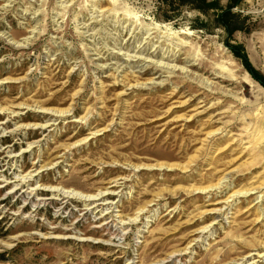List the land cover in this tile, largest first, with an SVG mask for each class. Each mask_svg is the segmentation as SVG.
Here are the masks:
<instances>
[{
  "label": "rangeland",
  "instance_id": "obj_1",
  "mask_svg": "<svg viewBox=\"0 0 264 264\" xmlns=\"http://www.w3.org/2000/svg\"><path fill=\"white\" fill-rule=\"evenodd\" d=\"M196 2L0 0V264H264V0Z\"/></svg>",
  "mask_w": 264,
  "mask_h": 264
},
{
  "label": "trees",
  "instance_id": "obj_2",
  "mask_svg": "<svg viewBox=\"0 0 264 264\" xmlns=\"http://www.w3.org/2000/svg\"><path fill=\"white\" fill-rule=\"evenodd\" d=\"M182 3H197L196 1L202 2V5H206L211 8L219 9V12L216 13V20L223 26L226 31V36L229 38L235 29L240 28L242 25L239 22L237 13L234 11V7H238L243 4V0H230L225 6H220L218 0H181ZM198 7H200L198 5ZM203 9V8H201ZM226 45L230 48L235 56H237L245 69L249 74L255 79L263 88H264V74L256 69L250 62L247 53L244 51V48L240 44H232L226 42Z\"/></svg>",
  "mask_w": 264,
  "mask_h": 264
},
{
  "label": "bare ground",
  "instance_id": "obj_3",
  "mask_svg": "<svg viewBox=\"0 0 264 264\" xmlns=\"http://www.w3.org/2000/svg\"><path fill=\"white\" fill-rule=\"evenodd\" d=\"M59 111V110H58ZM58 111H57V113H58ZM60 112V111H59ZM61 112H63V111H61ZM60 112V113H61ZM62 114L63 113H61V114H59L58 113V115L60 116H62ZM27 178V177H26ZM21 180V179H20ZM28 180H30V179H28ZM11 181V180H10ZM16 181V180H15ZM6 183V182H5ZM1 186V185H0ZM32 189H34V191L36 190V188H32ZM11 190H13V189H11ZM54 190V189H53ZM10 192V191H9ZM55 193H57L56 195H59V196H61V198L63 199V197L65 198H74V197H83V196H81V195H78V193H75V192H72V191H60V190H58V189H55V191H54ZM84 199H83V201H85V202H88L89 200H94V199H100V198H96V197H87L86 196V198L85 197H83ZM40 200V199H39ZM107 202V201H106ZM106 202H104V203H106ZM102 201H94L92 204H90V205H95V204H97V205H103L104 204ZM92 207V206H91ZM122 224H124V223H122ZM122 226V225H121Z\"/></svg>",
  "mask_w": 264,
  "mask_h": 264
}]
</instances>
